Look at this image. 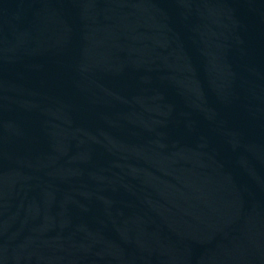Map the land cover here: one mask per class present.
I'll return each mask as SVG.
<instances>
[{"label": "water", "instance_id": "1", "mask_svg": "<svg viewBox=\"0 0 264 264\" xmlns=\"http://www.w3.org/2000/svg\"><path fill=\"white\" fill-rule=\"evenodd\" d=\"M0 264H264V0H0Z\"/></svg>", "mask_w": 264, "mask_h": 264}]
</instances>
